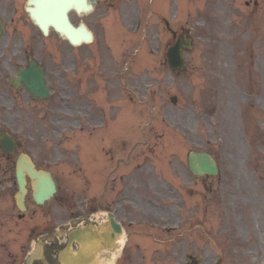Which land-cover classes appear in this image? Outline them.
Listing matches in <instances>:
<instances>
[{"label":"rangeland","instance_id":"rangeland-1","mask_svg":"<svg viewBox=\"0 0 264 264\" xmlns=\"http://www.w3.org/2000/svg\"><path fill=\"white\" fill-rule=\"evenodd\" d=\"M215 1L218 7L207 8ZM192 2V6L185 3L182 23L193 26L200 37L189 55L186 74L178 78L162 64L156 51L127 50L123 60V51L119 50L113 65L110 54L104 52L102 60L109 69L104 72L118 75L120 87L114 92L113 103L102 104V123L97 125L101 129L73 137L80 148L69 150L72 168L69 161L65 163L66 148L75 142L69 140L65 129L73 125L56 121L52 142L27 145L42 167L54 171L59 186L77 196L85 191L92 193L96 183L92 179L90 185H94L84 188L82 170L98 167V171H92L93 176L107 177L110 167L125 155L117 164V172L129 175L125 182L135 188L136 199L141 203L146 200L148 211H139L135 224L141 225L132 228V241L139 244V249H133L119 264H187L188 256L193 254L202 264H264V47L255 50L260 39L255 29L246 36L243 50L230 54L228 61L224 50L226 25L221 18L225 17V0ZM260 15L264 32V11ZM137 51L146 52L145 57ZM129 53L134 58H128ZM173 95L178 96L177 103L171 101ZM212 101L216 102V112ZM54 114L70 117L64 112ZM233 121L242 125L232 126ZM190 149L212 152L220 173L201 178L191 174L187 166ZM96 156L99 162L93 160L90 164ZM9 166L13 175L1 187V222L9 217L16 220L19 213L14 197L15 168ZM182 189L184 200L179 198ZM68 196L72 202L73 195ZM203 197L205 203H200ZM206 206L208 214L201 211ZM196 209L200 211L197 218ZM12 231L17 229L5 233ZM147 233L152 243L148 252L146 238L140 239ZM2 243L0 264H17L21 250L7 253L4 261Z\"/></svg>","mask_w":264,"mask_h":264},{"label":"flooded vegetation","instance_id":"flooded-vegetation-1","mask_svg":"<svg viewBox=\"0 0 264 264\" xmlns=\"http://www.w3.org/2000/svg\"><path fill=\"white\" fill-rule=\"evenodd\" d=\"M163 2L165 0L153 2L151 0H97L96 12L78 14L76 11H71L70 15L76 24L83 21L90 26L94 34H97L95 28H100L102 33L105 32L110 16H119L125 23L126 19H131L136 14L140 17L147 12L154 14L151 8L159 10ZM260 4V0H244L243 2L244 7L249 5L259 7ZM34 5V3L29 4V0H0V23L3 26L0 33V105L8 104L10 107H15L19 124L25 122L30 116L37 119L47 115L49 110L55 109V105L51 104L50 100H33L34 94L24 82H21L19 86L12 82L13 78L19 76L21 69L30 71L33 67V70H42L50 98L53 99L70 98L74 96L73 94H80L81 92L76 90L77 85L73 83L79 79L82 86L84 79L81 73H86L83 66L78 63H83L87 57V44L80 45L81 49L78 53L71 52L72 48H70L67 51L68 55L71 54L68 60L64 61V65L59 64L56 59V31L51 28L46 36L32 21L28 7ZM159 13L160 11L157 14ZM88 19L92 24L88 23ZM164 27L162 38L160 32H156L155 43L158 44L157 49L166 51L176 39L173 30L176 31V35H179L185 27L175 23L171 28L166 24ZM168 31L171 33L170 36ZM75 64L79 67L77 68ZM36 87L39 86L36 85ZM69 103L70 101L67 100V109L72 108ZM0 122L5 123L1 118ZM10 157L0 151V159L4 158L7 161ZM4 173L7 176L8 171L4 170ZM114 195L115 199H110L113 202L110 204L100 203L97 207L88 204L87 209L81 211L68 205L60 212H57V204L54 202H48L39 207L29 197L28 202L29 204L30 201L32 202L33 214L36 216L35 237L38 241H44L43 257L35 259L32 264H64L61 253L70 244L77 246L79 244L77 239L81 236L101 238L107 235L112 243L116 242L119 233L111 228L110 214L100 212L97 218H93L95 211L106 206L113 211L112 214L124 230L128 231L134 217V210L131 207L132 199L127 194ZM76 220L78 221L75 223L71 222ZM92 220L98 225L96 229L92 228Z\"/></svg>","mask_w":264,"mask_h":264},{"label":"water","instance_id":"water-1","mask_svg":"<svg viewBox=\"0 0 264 264\" xmlns=\"http://www.w3.org/2000/svg\"><path fill=\"white\" fill-rule=\"evenodd\" d=\"M175 52V51H173ZM174 59L176 62V56L174 55ZM172 65L176 68V65L173 61H171ZM1 144L3 148H5L8 151H12L14 149V140L11 139L7 134L2 133L0 137ZM19 168H18V182L20 185V190L23 192L25 190V181H24V170H28L29 173L36 176L39 180V183L36 185V192H41L42 186H43V180L44 178H47L50 188L53 191L54 188V182L52 178L50 177L49 173H35L32 170V164L26 155H22L20 161L18 162ZM30 165V166H29ZM189 166L190 169L195 172L198 175H201L203 173H217L218 167L216 165V161L213 159L211 155H209L206 152H192L189 157ZM19 199L22 198V193H19Z\"/></svg>","mask_w":264,"mask_h":264},{"label":"bare ground","instance_id":"bare-ground-1","mask_svg":"<svg viewBox=\"0 0 264 264\" xmlns=\"http://www.w3.org/2000/svg\"><path fill=\"white\" fill-rule=\"evenodd\" d=\"M61 26H64L62 21H61Z\"/></svg>","mask_w":264,"mask_h":264}]
</instances>
